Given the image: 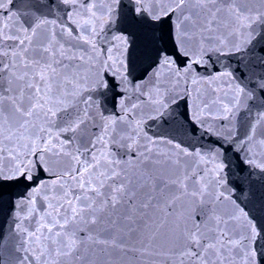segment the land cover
<instances>
[{
  "label": "snow or ice",
  "instance_id": "snow-or-ice-1",
  "mask_svg": "<svg viewBox=\"0 0 264 264\" xmlns=\"http://www.w3.org/2000/svg\"><path fill=\"white\" fill-rule=\"evenodd\" d=\"M0 264H264V0H0Z\"/></svg>",
  "mask_w": 264,
  "mask_h": 264
}]
</instances>
